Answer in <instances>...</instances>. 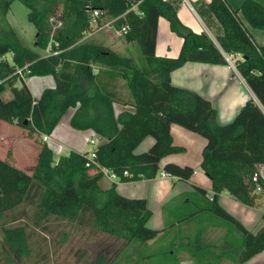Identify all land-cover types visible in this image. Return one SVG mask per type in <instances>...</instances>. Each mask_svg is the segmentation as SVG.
I'll return each mask as SVG.
<instances>
[{"label": "trees", "instance_id": "1", "mask_svg": "<svg viewBox=\"0 0 264 264\" xmlns=\"http://www.w3.org/2000/svg\"><path fill=\"white\" fill-rule=\"evenodd\" d=\"M13 1L0 0V121L26 129L30 135H49L66 112L74 109L70 127L91 130L102 141L94 148L99 167H85V153L55 157L46 144H42L31 174L0 159V220H23L28 216L24 209L33 208V225L43 232L51 223L61 221L72 228L89 229L95 236L122 240L124 246L133 242L169 243L152 258L157 264H178L177 256L184 247L181 243L178 249L175 247L174 225L167 224L163 230L148 228L151 212L145 199L125 198L116 192L114 184L109 189L100 186V168L116 177L126 171L133 180L153 179L161 159L181 151L173 145L169 133L170 125L176 124L206 140L200 168L211 180L213 195L205 199V190L193 187L204 197L208 211L240 233L241 261L264 251V225L252 234L217 203L221 192L249 207L257 206L264 196L253 193L250 180L255 166L264 164V44L257 46L244 25L264 32V6L245 0L233 10L226 0H210L208 9L223 32L217 37L218 48L206 34L194 33L179 21L175 2L17 0L27 9V21L35 29L34 46L45 49L49 45V54L38 56L23 45L6 18ZM133 4H137L136 12L129 11ZM94 10L101 13V18H118L117 26H129L125 37L137 45L135 59L101 43L83 40ZM159 17L166 19L170 30L182 39L176 58L155 56ZM50 18L61 21L52 38ZM221 51L241 55L235 69L262 106L251 99L246 101L225 125L216 123V112L209 101L173 86L169 78L170 72L185 62L226 64ZM8 55L10 59L6 60ZM33 76H50L55 86L44 88L34 99L24 81ZM118 79L124 80L126 94L118 89ZM114 104L129 105L134 110L115 113ZM146 137L153 138V144L147 151L135 153ZM162 170L180 181H189L193 174L191 167L172 163ZM261 186L264 188V184ZM19 209L18 216L7 218ZM261 219L264 221V213ZM0 231V261L22 264L34 249L26 226H0ZM202 256L200 253L197 259ZM112 259L103 257L93 264H119Z\"/></svg>", "mask_w": 264, "mask_h": 264}, {"label": "crops", "instance_id": "2", "mask_svg": "<svg viewBox=\"0 0 264 264\" xmlns=\"http://www.w3.org/2000/svg\"><path fill=\"white\" fill-rule=\"evenodd\" d=\"M177 3L179 21L192 32L204 33L219 48L217 37L222 35V28L208 9L210 0H164ZM234 1V0H232ZM238 7L245 0H235ZM255 1V0H254ZM231 0L226 4L231 8ZM232 9V8H231ZM243 20V19H242ZM249 33L259 31L260 42L264 44V32L251 29L245 22ZM182 39L173 33L169 23L163 17L157 20L155 56L158 58H176L181 49ZM48 50L46 55H48ZM45 55V56H46ZM44 56V55H41ZM240 59V58H237ZM236 59V60H237ZM235 60V61H236ZM173 86L196 93L209 101L215 110V121L219 125L231 122L240 108L248 100H253L261 109L262 106L245 80L237 70L228 64H211L202 62H185L172 70L169 75ZM34 99H38L44 88H53L52 77H29L24 79ZM115 113L133 111L129 105L115 104ZM73 113L70 109L60 119L49 136L50 141L44 143L42 137L30 135L26 129L14 124L4 123V131H0V159L10 163L17 169L31 174L42 148L46 144L55 157L69 152H88L87 135L95 134L91 130H75L70 127L69 119ZM8 124V125H7ZM172 143L181 151L166 155L159 163V171L153 179L133 180L130 176L111 178L103 175L100 180L102 189H109L113 184L116 192L129 199H145L151 212L146 226L153 230H163L173 224V242L184 247L177 256L178 264H264V251H260L248 260L241 261L242 237L232 226L218 219L207 210L204 197L196 193L193 186L205 190V199L213 195L211 180L200 168L202 150L206 140L176 124L169 127ZM96 135V134H95ZM97 136V135H96ZM98 137V143L101 138ZM151 137H146L136 148L135 153L147 151L153 144ZM64 151V152H63ZM172 163L180 167H191L193 174L189 181H180L174 176L161 177L165 164ZM104 183L101 184V183ZM218 205L248 232L257 233L264 221V196L257 201V206L249 207L235 201L226 192L217 195ZM179 222L182 217H187ZM166 240H169L166 238ZM190 253H192L190 255ZM202 253L201 260L197 259Z\"/></svg>", "mask_w": 264, "mask_h": 264}, {"label": "rangeland", "instance_id": "3", "mask_svg": "<svg viewBox=\"0 0 264 264\" xmlns=\"http://www.w3.org/2000/svg\"><path fill=\"white\" fill-rule=\"evenodd\" d=\"M255 1L261 6H264V0ZM231 2V8L236 10L238 8V5H235L236 1L231 0ZM27 13V9L16 0L12 2L6 18L25 47L38 56H45L47 50L49 53V45L45 49H39L34 46L35 29L28 23ZM110 19L111 18L109 17L102 18L100 23L105 24ZM250 33L255 42L259 43L260 32L250 30ZM83 40L101 43L103 46L131 59L137 57L138 50L137 45L134 42L128 41L126 37L117 38L111 31L106 29L97 32L90 37L84 36ZM6 58L9 60L10 56H6ZM24 79L26 80V78ZM117 85L118 89H120L123 94L127 93L124 86V80L118 79ZM5 98L6 95L4 96V99ZM113 106L115 107L116 105L114 104ZM3 125L4 123L0 122V131L6 129ZM44 135L45 134H40L38 137ZM87 136H89V138L92 137L93 140H95L94 145L87 146L89 152L98 144V137L95 134ZM101 184L104 185L103 182ZM20 210L21 209L7 215V218L10 219L12 217L11 215L18 216ZM24 210V213L28 216L23 220L13 223H5L4 219L0 220L1 227L25 225L27 231L31 234L34 249L33 252L24 259L22 264H93L95 261L98 259L101 260L103 257L108 260L113 258L112 260L118 261L119 264H157L152 256L158 255V251H164V248L169 244L156 242L144 245L133 242L124 246L122 240H117L102 234L95 236V234L89 232V229L81 230L76 227L72 228L69 224L61 221L58 223H51L49 225V230L43 232L41 228H36L33 225L34 209L27 207ZM2 245L3 236L0 231V246ZM117 252L119 253L116 255ZM0 264H3V262L0 261ZM17 264L21 263L18 262Z\"/></svg>", "mask_w": 264, "mask_h": 264}, {"label": "built area", "instance_id": "4", "mask_svg": "<svg viewBox=\"0 0 264 264\" xmlns=\"http://www.w3.org/2000/svg\"><path fill=\"white\" fill-rule=\"evenodd\" d=\"M136 6H137V4L131 5L129 11H135L136 12ZM100 16H101V13L99 11H96V10L92 11V13L90 15V22H89L90 28L85 33L84 36L90 37L93 34L106 29L108 31H111L117 38L125 37L126 33L129 30V26L128 25L123 24V25L117 26L116 25V21L118 20V18H111L107 23L101 24L100 22H101L102 18ZM49 22H50V25H51V34H50V36L52 38L55 35L56 31L60 28L61 21H60L59 18H50ZM221 54H222L226 64L231 66L233 69H235V60L237 58L241 59V55H239L237 53H225V52L221 51ZM6 60H8V59L6 58ZM17 74L20 77H23L21 70H18ZM42 141L44 143H48L50 141V136L49 135H44L42 137ZM86 143L88 145H94L95 144V140H93V138L90 137V138L86 139ZM95 158H96V156H95V150L94 149H92L89 152H86L85 153V159H86L85 167H93V166L99 167L98 164L95 161ZM100 170H101V172H102V174L104 176L108 175L111 178H116V175L114 173H112L111 171H109V170H107L105 168H100ZM123 175L124 176H128L129 174L126 171H124ZM160 176L161 177H166L167 174L164 173V172H161ZM250 180H251V183L254 186L253 193H255V194L264 193V188H262V186H261V184H264V164H259V165L255 166V170H254Z\"/></svg>", "mask_w": 264, "mask_h": 264}]
</instances>
